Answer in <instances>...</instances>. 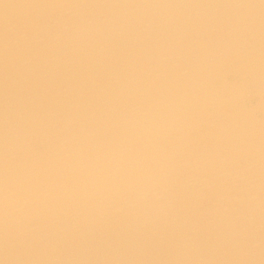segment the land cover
I'll use <instances>...</instances> for the list:
<instances>
[{
    "label": "bare ground",
    "instance_id": "obj_1",
    "mask_svg": "<svg viewBox=\"0 0 264 264\" xmlns=\"http://www.w3.org/2000/svg\"><path fill=\"white\" fill-rule=\"evenodd\" d=\"M0 264H264V0H0Z\"/></svg>",
    "mask_w": 264,
    "mask_h": 264
},
{
    "label": "rangeland",
    "instance_id": "obj_2",
    "mask_svg": "<svg viewBox=\"0 0 264 264\" xmlns=\"http://www.w3.org/2000/svg\"><path fill=\"white\" fill-rule=\"evenodd\" d=\"M231 79H232V77H231ZM257 102V100L255 99V98H253L252 100H251V104H255L256 102Z\"/></svg>",
    "mask_w": 264,
    "mask_h": 264
}]
</instances>
